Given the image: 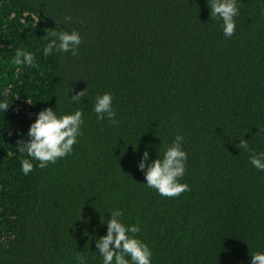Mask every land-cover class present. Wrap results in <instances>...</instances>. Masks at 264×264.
Segmentation results:
<instances>
[{
    "label": "trees",
    "instance_id": "obj_1",
    "mask_svg": "<svg viewBox=\"0 0 264 264\" xmlns=\"http://www.w3.org/2000/svg\"><path fill=\"white\" fill-rule=\"evenodd\" d=\"M237 6L225 37L207 0H0V264H102L95 242L116 209L140 226L151 264H249L264 252V171L236 147L245 138L264 152V0ZM53 28L80 33L76 55H43ZM17 49L34 65H15ZM106 92L116 124L93 111ZM48 107L82 111V134L24 175L31 158L17 142ZM177 135L190 190L164 197L137 164Z\"/></svg>",
    "mask_w": 264,
    "mask_h": 264
},
{
    "label": "clouds",
    "instance_id": "obj_2",
    "mask_svg": "<svg viewBox=\"0 0 264 264\" xmlns=\"http://www.w3.org/2000/svg\"><path fill=\"white\" fill-rule=\"evenodd\" d=\"M210 15L222 21V32L225 37H231L236 29L235 17L240 9L237 0H207ZM70 17H65L67 21ZM45 39L48 43L43 47L44 56L53 53H71L76 55L81 44V35L78 31H56L55 28L47 29ZM17 66H33L34 54L25 49H17L13 58ZM71 89H69L70 91ZM68 91V92H69ZM68 95V93H67ZM87 93L84 89L76 91L69 100L79 104ZM28 102L31 101L28 99ZM113 97L110 93H104L95 97L93 111L97 118H107L112 124H116L117 113L112 107ZM9 103L0 102V110L6 111ZM83 112L76 110L69 114L58 115L52 107L45 108L36 114V117L27 130V140L17 142V150L27 153L29 159L21 161V171L28 175L33 170L32 160L37 162V167L43 169L50 163L54 164L73 151V145L78 142L82 134ZM184 137L177 135L164 150L162 157L149 161L147 148L137 164L139 170L144 173L147 187L155 189L161 196L178 197L181 193L189 191L187 183H181L180 178L185 175L187 153L183 150ZM250 153L251 165L264 171V152H255L250 148L248 139H239L236 145ZM123 213L116 209L104 223L107 225L106 234L96 240V249L102 257V264H151L152 251L136 234L141 231L137 224H125L122 221ZM249 264H264V252L250 254ZM79 264H85L83 256H77Z\"/></svg>",
    "mask_w": 264,
    "mask_h": 264
}]
</instances>
